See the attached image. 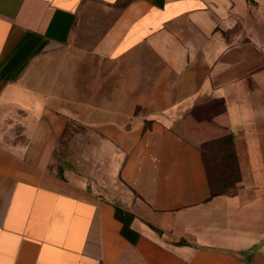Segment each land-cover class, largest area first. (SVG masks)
Segmentation results:
<instances>
[{"label":"crops","instance_id":"0c3cea01","mask_svg":"<svg viewBox=\"0 0 264 264\" xmlns=\"http://www.w3.org/2000/svg\"><path fill=\"white\" fill-rule=\"evenodd\" d=\"M76 125L110 194L50 168ZM0 264H264V0H0Z\"/></svg>","mask_w":264,"mask_h":264},{"label":"rangeland","instance_id":"374dc122","mask_svg":"<svg viewBox=\"0 0 264 264\" xmlns=\"http://www.w3.org/2000/svg\"><path fill=\"white\" fill-rule=\"evenodd\" d=\"M115 153V147L109 144L105 146L93 129L81 125L71 126L60 140L50 168L58 174L88 182L96 189L107 185L110 194V190L115 188L114 182L119 179L115 171L120 164V157ZM216 162L212 160L210 166L213 169Z\"/></svg>","mask_w":264,"mask_h":264},{"label":"trees","instance_id":"16d2710c","mask_svg":"<svg viewBox=\"0 0 264 264\" xmlns=\"http://www.w3.org/2000/svg\"><path fill=\"white\" fill-rule=\"evenodd\" d=\"M232 137H226L217 144L218 155L215 168L209 167L212 189L226 192L234 189L240 179L236 156L232 152ZM216 147L213 148L215 150Z\"/></svg>","mask_w":264,"mask_h":264}]
</instances>
